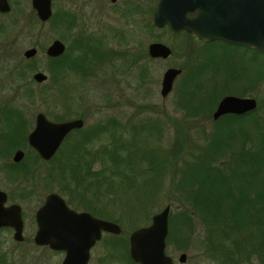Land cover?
<instances>
[{
  "label": "trees",
  "instance_id": "obj_1",
  "mask_svg": "<svg viewBox=\"0 0 264 264\" xmlns=\"http://www.w3.org/2000/svg\"><path fill=\"white\" fill-rule=\"evenodd\" d=\"M30 20L39 21L36 14ZM59 21L60 24L64 21L62 15ZM13 32L10 24L5 26L2 23L3 38L11 37ZM25 33V28L19 27L16 35L24 36ZM204 46L208 57L204 56L203 61L197 65L189 67L187 64L182 67L185 76L175 90L177 110L183 111L186 118L210 122L208 130L201 129L200 141L189 143L191 150L185 148L184 130L180 129L177 130L173 149L165 150L163 154L164 149L160 147L162 155L158 160L151 156V152L137 157L133 154V146L124 147L126 143L116 145V142L122 140L124 134L131 140L138 133H146L158 141L162 135L160 120L147 119L141 125L131 126L128 122L122 123L111 118L96 128L78 131L77 135H73V141L70 140L71 136L64 140L59 149V157L57 155L54 158L58 160V176L69 195L84 200L89 211L94 210L91 205L94 199L103 197L105 203L96 215L107 221H115V213L108 209L111 200L118 196L113 187L115 177L123 180L127 187L130 186L129 193L133 195H120L118 203L126 214L137 208V212L128 214L137 220L147 216L142 212L146 208L149 209L148 215L152 212L151 208L158 203L162 187H167L175 197L174 201L168 199L167 203L173 202L176 209V213L169 217V226H185L183 232L193 236L194 221L197 220L202 227L201 240L198 237L199 248L215 264H264V116L259 114L261 110L257 107L244 115L227 114L217 120L212 118L223 95L244 96L247 87L259 85L261 78H264V55L223 41H214ZM86 47L87 51L73 60L65 54L58 58L45 55V59L53 66L54 79L50 84L54 87L46 84L48 80L37 84L32 76L31 82L28 81L33 71L38 72L36 57L25 59L22 55L17 59L8 73L11 83L16 85L17 103L7 101L0 110L2 158L18 149H26L28 158H37L27 144L30 126L25 118L24 103L31 102L36 95L31 84L42 86L38 94H44L46 97L41 96L43 99L62 98L61 103H66L76 91L63 83L62 76L67 68L76 66L85 75L92 74L82 66L100 65L115 55L97 46L92 51L91 46ZM217 47L222 48L220 54L216 52ZM226 48L253 52L256 71L247 75L246 67L233 62ZM6 54H9L7 48L4 51ZM258 58L261 60L258 61ZM60 120L63 118L54 122ZM99 138L106 139V143L93 152L90 146ZM66 144L67 149H62ZM129 149L130 157H124ZM95 162L101 164L97 171L92 168ZM27 165L23 163L11 167H24L22 171H17L21 173L16 176L31 174L32 169ZM121 167L126 174L120 171ZM158 169L159 179L154 177L149 183L139 180L144 173L155 174ZM138 180L144 186L132 190L131 186L140 184Z\"/></svg>",
  "mask_w": 264,
  "mask_h": 264
},
{
  "label": "rangeland",
  "instance_id": "obj_2",
  "mask_svg": "<svg viewBox=\"0 0 264 264\" xmlns=\"http://www.w3.org/2000/svg\"><path fill=\"white\" fill-rule=\"evenodd\" d=\"M8 2L11 7V11L7 15H2V23L5 26L9 24L12 26L14 29V36L12 34L9 38H3L0 28V110H2V105L7 101L13 100L14 103H17V99L15 98L16 85L11 83V78L8 77V73L12 70L17 59L22 57V54L26 49L31 47L37 48V71L42 72L47 76L48 82L46 84H49L50 86H52L50 81L54 79L53 66H51L52 64H49L45 59V49L54 40H59L67 47L66 56L68 59L73 60L82 54L80 51L78 53H72L70 49L72 38H69L68 33L65 30L64 21L60 24L59 17L61 15L64 17L65 11H71L75 14L77 19V30L83 29L82 19H85V21H88V32H102L103 30L100 26V22H110L114 27H118L119 29L126 28L129 30L128 32H132L134 34V39L132 38L130 40L127 38L123 39L121 37H117L115 42L109 43V47L113 50V54H115L110 56V61H105L102 62V64L95 66L83 65L86 67L84 69L92 72V74H87V76H85L84 72L82 73L79 71V73L77 72L76 74L71 75V73H68L69 68L65 70L64 75L62 76L63 83L67 84L64 81L69 79L71 83H69L70 85L68 86L71 87V89L76 90L72 93V98H68L66 103H61L62 98H57L56 100H52L53 98L43 99L45 95L38 94L40 89H42V86L34 83L31 84L36 95L31 102L24 103L25 118L29 122L28 125L30 126L29 132L33 130L32 128L34 127L35 117L38 113L44 114L51 122H54L56 119L58 120V118H63L60 122L67 119L81 118L85 123L83 129L84 131L90 130L91 127L96 128L111 118L119 120L122 123L128 122L131 126L141 125V123L147 119L158 118L161 123L160 128L162 129L160 130L162 135L158 141L154 140L153 137L148 136L146 133H138L136 136L131 138V140L128 138L127 134H124L122 140L116 142V145L126 143L124 147L133 146V154L137 157H142L145 153L151 152V156L156 157V160H158L159 156L162 155L160 147L164 149L163 154L167 150L173 149L174 142L178 136L177 130H184V137L186 141L185 148L187 147V150H191V148H189V143L200 141L201 129H209L210 122L198 121V119L195 118H186V114L183 111L177 110L175 90L178 89V84L181 83L184 72L174 81L172 91L169 95L166 97H162L160 95L163 73L169 68H181L184 66L185 58L188 59L189 67L190 65L193 66L201 63L203 61V57L207 56L205 54L206 47L204 44L208 43H202L196 37L187 35L186 32L174 33L171 32L168 27H163L161 29L156 28L153 25L152 18L157 0H149L150 22L147 29L143 28L142 24L136 21H130L127 24H120V20H118V24H114V21L105 20V12L98 16L97 10L93 6L92 14L88 12L87 15L90 18H87L81 8L80 0H51L52 16L50 20L44 23L30 20V17L35 15V12L31 8V0H8ZM14 22L16 23L14 24ZM19 27L25 28L26 33L24 36L22 34V36L16 35ZM124 32V35L126 36L128 32ZM153 42L162 43L169 47L172 52L171 57L167 60H154L149 58L147 55V47ZM34 44L35 46H33ZM6 48L9 49V54L4 55ZM221 49L222 48L217 47L216 52L220 54L222 51ZM226 49L228 50L227 53L230 55L233 62L246 67L247 75H252L256 71L257 66H255L256 64L252 60L253 52L248 50L245 51L243 49ZM92 50H94V48L91 49V51ZM85 51H87V47L84 48L83 53ZM120 54L123 55L120 56ZM87 57L89 59L91 58V56ZM259 60L261 59L258 58V61ZM204 62L207 63V60H204ZM34 73L35 71L30 74L28 81L31 82V76ZM231 85L234 86V83H231ZM243 94L244 96L236 97L255 99L257 107L261 110L259 114L264 116V78H261L257 87H247ZM229 95L235 96L227 94L223 95L222 98ZM0 127L1 132V114ZM74 139V136L70 138L71 141ZM105 143L106 139L99 138L97 141L93 142L90 148L93 152H95L102 144ZM67 145L68 144H66L62 149L66 150ZM129 151H131V149L126 151V155L124 157H130ZM13 152L10 153L9 156L2 158V191L12 193L20 192V190L18 187L9 183L5 178L9 177L10 171L16 175L17 173H21L17 171H22L24 169V167L22 169V167L19 168V166L14 168L11 167V157ZM59 155L60 154H58V157ZM131 158L133 157L131 156ZM25 161L31 162V156ZM29 162L24 164H30ZM92 168L94 171H97L101 168V164L95 162L92 164ZM120 171L126 174L123 167H121ZM37 173L43 179L38 181V183L42 182V184L37 187H34V183L31 185H22L24 189L32 191L33 188L39 196L48 193H57L64 199L71 201L73 205L80 204L77 200L78 198L71 194L69 195L65 186L60 182L58 176V160H53L49 164L38 168ZM48 175L50 176L47 177ZM159 175L160 170L158 169L155 174L144 173L143 178L139 180H145L149 183L154 179V177L159 179ZM30 176L31 175H21L22 178H19V182L24 184L22 179H24V177L30 178ZM139 180L138 183H140ZM166 183H169L168 180ZM114 185V190L118 196L113 198V201L111 200V205H108V209L109 211L113 210L115 213L113 216L115 221H109L119 225L122 229V234L120 236H109L105 234L93 249L92 258L89 264H99L101 259L103 260V258L108 254V251L111 255L122 258L123 247L120 244H116L113 248H110L113 243L127 241L128 234L132 230L148 226L151 223L152 217L167 204L170 205L169 217L176 213L174 203H167L168 199L175 200L174 195L170 194L167 187H162L158 203L156 206L151 208L152 212H150L149 215V209L146 208L145 211H142L147 215L146 217L143 216L139 220H137L136 217L135 219L133 217L130 218L128 214H134L137 212V208H133L132 211L130 210V213L128 212L126 214L122 211V207L118 203L120 202L118 199L120 195L126 193H128L129 196L133 195L132 192L129 193L130 186L127 187L125 182L120 180L119 177L114 178ZM140 186H144V183L141 182L139 185H133L131 188L134 190ZM89 197L92 199L91 195H88V198ZM98 202V209H101L105 200L101 197L100 199L98 198ZM94 203L96 202L94 201L93 205ZM184 227L185 226L181 225H177L175 228L170 227L168 222L166 245L170 255H174L177 258L180 252L186 254L187 257L184 264H215L205 254V252L199 248L198 237L200 236L199 240H201L202 237V227L199 222L197 220L194 221L193 236H188V234L184 233ZM62 257V254L39 250L38 261L28 264H59ZM107 260L112 262L109 259ZM109 263L107 262L106 264Z\"/></svg>",
  "mask_w": 264,
  "mask_h": 264
},
{
  "label": "water",
  "instance_id": "obj_3",
  "mask_svg": "<svg viewBox=\"0 0 264 264\" xmlns=\"http://www.w3.org/2000/svg\"><path fill=\"white\" fill-rule=\"evenodd\" d=\"M31 8L40 22H47L52 16L51 0H31ZM0 11H11L8 0H0ZM153 25L161 29L168 27L171 32H186L202 43L223 41L252 49L264 55V0H158L154 9ZM65 46L54 40L46 49L49 58L64 54ZM151 58L166 59L172 54L166 45L153 42L148 46ZM25 59L38 55L35 47L23 52ZM181 74L177 68L167 69L161 79L160 95L166 97L172 91L174 81ZM32 79L37 84L48 78L42 72H35ZM257 108L253 98L224 96L212 114L213 120L233 114L244 115ZM83 126L81 120L53 123L44 114L38 113L35 125L28 135V144L44 160H50L62 145L68 133ZM23 153L18 151L13 161H21ZM170 205L156 213L151 223L132 233L129 238L130 256L139 264H172L165 254L168 233ZM37 241L52 249L64 251L63 264H88L89 251L102 233H119L120 227L110 221L96 219L88 213H77L69 209L56 194L46 197L37 212ZM182 254L180 262L184 263Z\"/></svg>",
  "mask_w": 264,
  "mask_h": 264
},
{
  "label": "flooded vegetation",
  "instance_id": "obj_4",
  "mask_svg": "<svg viewBox=\"0 0 264 264\" xmlns=\"http://www.w3.org/2000/svg\"><path fill=\"white\" fill-rule=\"evenodd\" d=\"M80 1H81V8L85 13V17L87 18H90L88 17L87 13L90 12L92 14V6H93L97 10L98 16H100V14L105 12L104 13L105 20L114 21V24H118L117 22L118 20H120V24H127L130 21L132 22L136 21L138 23L140 22L143 28L145 29L148 28V24L150 22L149 0H120L121 3L119 2V0H80ZM2 15L4 14H2V11H0L1 31H2ZM82 23H83L82 25L83 29L77 30V19H76L75 14L72 13L71 11H65L64 25H65V30L68 33L69 38H72L71 39L72 42L70 45V49L72 53H76V52L78 53L79 51L83 53V50L86 46H91L94 49L97 46L100 50L111 53L113 50L109 47V43L115 42L117 37H121L123 39L127 38L130 40L132 38L134 39V34L132 32H128L129 30H127L126 28L119 29L118 27H114L112 23L110 22H100V26L103 30L102 32L100 31L88 32V29H87L88 21H85V19H82ZM124 31L128 32L126 36L124 35L125 34ZM189 36L195 37L193 35H189ZM64 46H65L64 54L66 55L67 47L65 44ZM147 55L149 56L148 47H147ZM170 57L166 59H160V58H151L149 56V58L154 59V60H167ZM184 63L185 65L182 67H185L188 64L186 58H185ZM82 67L86 68L85 66H82ZM182 67L177 68L181 70V73L183 71ZM79 71L80 70H78V67L76 66H72L71 68L68 69V73L69 74L71 73V75L76 74L77 72L79 73ZM64 82L67 83L66 84L67 86L70 85L69 83H71L69 79ZM75 120H81L83 122L82 128L71 130L65 139H67V137H70V136L72 137L73 135H76L78 131H82L85 125L84 120L81 118H77V119H67L65 121L58 122V123H64V122H71ZM34 125H35V121H34ZM61 146L59 147V149L61 148ZM29 148L31 147L29 146ZM59 149L56 151V153L53 155V157L50 160H44L39 156V154L35 150L31 148V150H33L35 152V155L37 156V158L32 156L35 160L31 157V162L25 161L26 159H29L28 151L26 149L15 150L11 157V161H12L11 166H16L20 164L22 165V163L29 162L30 164H28L27 166L30 167L32 170H31V174L30 172L29 174H24V176L31 175L30 178L24 177V179H22L24 184L22 182H19V178L21 179L22 178L21 175L23 174L21 175L18 174L16 176L10 171L9 177H6L5 179H7L8 182L11 183L12 185L18 187V189L20 190V192H13V193L2 191V154H0V264L35 263L39 259V250L62 254L63 257L61 258V261L59 262V264H63V261L66 257V254L64 251L52 249L50 246L39 243L36 240L38 229H39L38 221H37V212L39 208L44 204L45 199L48 195L56 194L59 197L61 196L57 193H48V194L39 196V194L35 192V189L32 188V191H31L28 189H24L22 187V185H28V184L31 185L32 183H34V187H37L42 184V182L38 183V181H41L43 179L40 175H38L37 169L52 162L54 158L58 155ZM18 151H21L23 153V157L21 161L16 163L13 161V157L15 153ZM49 176L50 175H48L47 177ZM61 198L63 199L64 203L69 209L77 213H88L89 215H91L92 217L96 219H101L96 215V213L99 210L98 209L99 207L98 198L94 200L96 202L94 203V205H93V202L91 203V205L94 206V208L92 206V208L94 209L92 211L87 210V208L85 207L87 203H83L84 200L77 199L80 204L73 205L71 201L66 200L63 197ZM141 228L132 230L128 234L127 241L115 242L113 243L112 247H110V248H113L114 245L120 244L123 247V257L122 258L124 260L120 257H115L111 255L110 252L108 251V254L103 258V260L101 259V262L99 264H106L107 262L109 263L110 261H108L107 259L112 261L109 264H139L135 260H133V258L130 256L129 238L133 232ZM105 234L109 236H120L122 234V229L120 228L119 233H109V232L102 233L101 239ZM100 240L97 241L95 245L90 249L88 264L90 263V260L92 258V251L96 247V245L100 242ZM165 244H166V241H165ZM165 254L171 259L172 264H184L186 262V259L184 263L180 262L181 255L184 254L182 252H180L177 258L174 255H170V253L167 250V245L165 246ZM112 259H115L116 261Z\"/></svg>",
  "mask_w": 264,
  "mask_h": 264
}]
</instances>
